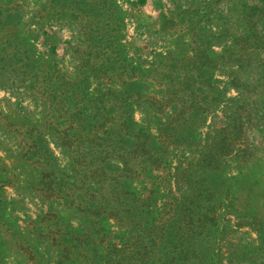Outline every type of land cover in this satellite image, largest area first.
<instances>
[{
    "label": "rangeland",
    "instance_id": "rangeland-1",
    "mask_svg": "<svg viewBox=\"0 0 264 264\" xmlns=\"http://www.w3.org/2000/svg\"><path fill=\"white\" fill-rule=\"evenodd\" d=\"M0 264H264V0H0Z\"/></svg>",
    "mask_w": 264,
    "mask_h": 264
}]
</instances>
